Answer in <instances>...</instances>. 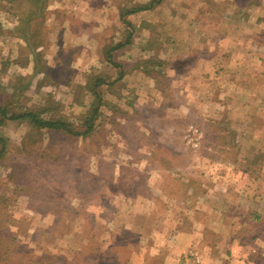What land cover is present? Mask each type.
<instances>
[{
	"label": "rangeland",
	"instance_id": "374dc122",
	"mask_svg": "<svg viewBox=\"0 0 264 264\" xmlns=\"http://www.w3.org/2000/svg\"><path fill=\"white\" fill-rule=\"evenodd\" d=\"M75 2L67 0L73 9ZM11 4L20 21L9 27L0 23V105L8 115L39 107L44 116L64 117L83 131V116L93 100L87 84L93 75L104 83L97 87L102 104L87 136L36 128L8 116L0 123V135L6 139L0 160V264H127L136 239L120 228L123 213L131 210L127 199L185 196L179 182L199 183L185 171L195 154L203 153L211 161L264 165V116L231 128L214 111L185 106L186 92L163 91L173 78L167 76L168 70H184L189 60H150V75L145 78L154 89L135 86L137 77L126 75L130 65L96 60L93 52L81 47L78 41L87 39L93 29L89 18L72 21L76 37L70 40L59 39L61 31L55 28L54 42L48 38L45 46V0ZM53 13L61 19L62 12ZM81 29L87 33L79 35ZM15 33L21 44L13 38L3 41V35ZM103 38L108 57L107 49L113 45L108 43L109 34ZM27 39L38 43L36 51L41 52L36 74L35 68L28 73L30 68L25 67L31 52ZM32 61L35 67V57ZM261 111L248 109L251 117ZM242 130L252 133L251 138ZM148 148L151 155L142 151ZM159 168L164 180L158 187L149 176L160 178ZM119 220V231H111ZM98 236L107 242L112 238L114 249L104 248ZM118 245L124 247L116 249Z\"/></svg>",
	"mask_w": 264,
	"mask_h": 264
},
{
	"label": "crops",
	"instance_id": "0c3cea01",
	"mask_svg": "<svg viewBox=\"0 0 264 264\" xmlns=\"http://www.w3.org/2000/svg\"><path fill=\"white\" fill-rule=\"evenodd\" d=\"M11 2L0 0L3 27L20 21ZM75 3L73 9L67 0H45V46L48 38L54 42L55 28L63 34L59 39L67 36L70 40L76 37L72 21L89 18L93 29L88 33L85 28L79 31V35L89 34L85 40L78 37L81 47L93 52L96 60L107 63L103 37L109 34L108 43L113 46L122 43L110 55L113 61L130 65L126 75L137 77L135 86L145 84L151 91L154 89L145 78L150 75V60H189L184 70H168L167 76L173 78L163 91L186 92L189 95L185 106L205 109L207 113L214 111L216 118H225L231 128L264 116V0ZM53 12H62L61 19L55 18ZM10 38L23 42L16 33L3 35V41ZM33 55L29 52L25 66L30 68L28 73L34 69ZM249 108L261 109V115L251 117ZM243 135L251 138L252 133ZM142 151L152 154L151 148ZM157 171L160 178L155 179L151 173L149 182L159 187L164 178L162 170ZM185 171L192 172L189 178L199 183L179 182L177 187L186 192L183 197L167 193L166 199L126 200L131 210L123 213L121 227L119 220L111 231L123 228L136 237L127 264H194V254L201 264H264V165H243L221 158L211 161L200 153L195 154ZM97 238L104 248L114 249L112 238L108 242Z\"/></svg>",
	"mask_w": 264,
	"mask_h": 264
},
{
	"label": "trees",
	"instance_id": "16d2710c",
	"mask_svg": "<svg viewBox=\"0 0 264 264\" xmlns=\"http://www.w3.org/2000/svg\"><path fill=\"white\" fill-rule=\"evenodd\" d=\"M27 19L29 18L27 17ZM26 41L29 42L28 47H30L31 52L34 54L33 56L35 57L34 74H36L40 69L38 58L41 52L36 51V46L38 43L31 42L28 39ZM121 45L122 43H118L112 47H109L106 52L108 54V61L112 62L116 66L119 64L116 61H113L110 52ZM91 80L93 81L91 82V84L88 83L87 86H88V90L93 96V100L88 110L83 116V125L85 126V129L83 131H79L78 129L73 128L72 123L68 122L64 117L44 116L42 114L43 111H41L39 107L22 108L21 111L13 112L10 115H8V110L6 109V107L0 105V123H3L5 116H8L9 119H17L20 121L29 122L33 127L36 128L60 130L63 132L71 133L73 135L87 136L90 133H92L94 130L95 122L100 113V106L102 104L101 93L99 92V90H97V87H99L101 84L104 83V80L97 75L95 76L93 75V78ZM5 150H6V139L0 135V160L4 156ZM121 247L124 246L121 245ZM117 248L119 247L117 246L116 249ZM56 257H57L56 255L52 256V258H56ZM103 264H105V261H103Z\"/></svg>",
	"mask_w": 264,
	"mask_h": 264
},
{
	"label": "built area",
	"instance_id": "2783aa9c",
	"mask_svg": "<svg viewBox=\"0 0 264 264\" xmlns=\"http://www.w3.org/2000/svg\"><path fill=\"white\" fill-rule=\"evenodd\" d=\"M193 256L194 264H201L199 257L196 254H194Z\"/></svg>",
	"mask_w": 264,
	"mask_h": 264
}]
</instances>
